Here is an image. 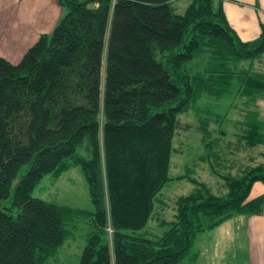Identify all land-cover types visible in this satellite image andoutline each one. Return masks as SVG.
Segmentation results:
<instances>
[{"label": "trees", "instance_id": "1", "mask_svg": "<svg viewBox=\"0 0 264 264\" xmlns=\"http://www.w3.org/2000/svg\"><path fill=\"white\" fill-rule=\"evenodd\" d=\"M172 2L58 0L64 11L50 33L16 63L0 56V264H46L71 214L92 225L77 264H194L199 233L262 211L264 194L247 199L254 182H264V162L221 171L230 143L220 145L226 131L214 135L206 118L200 159L225 191L190 169H169L179 114L202 93L241 100L239 139L264 145V71L232 64L263 55L264 25L243 41L222 0H188L182 13ZM71 166L86 180L90 209L31 194L44 175ZM174 178L194 187L174 198L165 219L159 194Z\"/></svg>", "mask_w": 264, "mask_h": 264}, {"label": "rangeland", "instance_id": "2", "mask_svg": "<svg viewBox=\"0 0 264 264\" xmlns=\"http://www.w3.org/2000/svg\"><path fill=\"white\" fill-rule=\"evenodd\" d=\"M188 0H173L171 6L176 12L182 13ZM8 30L7 26H0V54L10 57L11 60H19L24 48L27 47L19 37H5ZM5 35V36H4ZM13 37L14 42L9 44L6 40ZM24 49V50H23ZM201 59V60H200ZM207 57L198 58L200 66L206 61ZM238 69L261 70L264 71V53L259 59L246 60L232 63ZM238 98L223 96L221 98L209 96L202 93L197 100L192 102L188 111L179 114L180 125L175 131L173 146L175 152L172 153L169 175L177 176L190 169V174L196 176L201 181H205L211 186L214 192L225 191L221 185V179L216 174L211 173L210 161L201 160L200 156L205 151L200 141L202 132L199 131L200 117L209 121L210 131L217 135L218 129L225 130L221 146L225 142L230 143V151H221V158L225 171L227 167L231 173L236 174L241 169L264 162V145L259 144L255 147H248L244 141L239 139L243 129L241 123L244 121L242 103ZM236 103V104H235ZM259 116L264 121V100H258ZM216 119H222L221 124H217ZM238 146V149H237ZM194 186L185 178L171 179L161 189L159 198L164 201L162 213L170 219L172 214V204L176 196L185 194L193 189ZM34 197L42 198L49 202L66 205L71 208L90 209L91 202L87 191V183L81 170L76 166L62 172L60 176H53L51 173L44 175L39 184L32 190ZM67 233L65 239L57 250L48 259L46 264H77L80 253L86 243L87 234L91 231L92 225L84 216L69 215L66 220ZM154 225V224H153ZM167 225L157 227L158 231L166 229Z\"/></svg>", "mask_w": 264, "mask_h": 264}, {"label": "crops", "instance_id": "3", "mask_svg": "<svg viewBox=\"0 0 264 264\" xmlns=\"http://www.w3.org/2000/svg\"><path fill=\"white\" fill-rule=\"evenodd\" d=\"M226 20L240 40L252 41L264 25V0H222ZM58 0H0V26H7L5 37H19L33 45L43 33H50L63 14ZM6 40L11 44L14 38ZM23 53V54H24ZM11 63L10 57L0 54ZM264 194V182H254L247 200ZM260 214L246 211L227 218L215 228L199 233L194 264H264V200Z\"/></svg>", "mask_w": 264, "mask_h": 264}]
</instances>
